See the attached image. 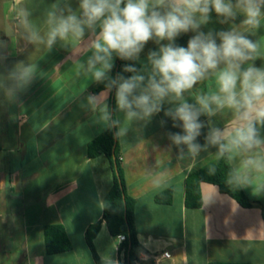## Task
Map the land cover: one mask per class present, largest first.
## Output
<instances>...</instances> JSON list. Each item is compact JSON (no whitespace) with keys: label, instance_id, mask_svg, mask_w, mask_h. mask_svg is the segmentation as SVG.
Listing matches in <instances>:
<instances>
[{"label":"crops","instance_id":"1","mask_svg":"<svg viewBox=\"0 0 264 264\" xmlns=\"http://www.w3.org/2000/svg\"><path fill=\"white\" fill-rule=\"evenodd\" d=\"M79 3L0 0V264H95L84 233L102 219V200L113 177L105 155L87 154L90 141L109 126V119H102V105L94 106L88 98L100 97L109 112L111 90L94 92L107 78L95 82L87 71L92 53L85 45L94 39L91 30L86 28L79 42L58 39L50 48L46 43L49 13L67 15L71 9L79 15ZM222 19L213 12L201 30L239 27L243 17L227 23ZM32 31L42 40H30ZM246 34L264 42V22ZM192 35L182 34L176 43L186 46ZM158 47L149 41L136 61H122L113 54L108 78L114 70L128 77L123 69L130 63L146 74L148 53ZM255 64L264 66V59ZM26 66L33 67L32 78L21 88L12 74ZM214 88L209 78L186 92L184 99L195 103L197 95ZM169 107L174 105L165 103L164 110ZM114 118L125 190L136 200L138 264H264V171L243 167L248 156L261 150L233 158L226 154L250 207L207 182L200 184L199 208L184 204L187 175L219 154L205 135L210 127L229 125L233 120L229 110L200 117L206 127L197 138L202 147L195 155L186 145L171 141L169 134H182V129L173 127L163 110L150 119L128 121L115 102ZM257 130L264 140V125H257ZM167 187L172 188L171 202H155L154 196ZM49 224L64 227L69 251L45 253L43 228ZM119 244L102 221L93 240L100 264H124ZM165 252L169 257L163 256Z\"/></svg>","mask_w":264,"mask_h":264},{"label":"clouds","instance_id":"2","mask_svg":"<svg viewBox=\"0 0 264 264\" xmlns=\"http://www.w3.org/2000/svg\"><path fill=\"white\" fill-rule=\"evenodd\" d=\"M213 12L223 18L221 23L242 16L241 25L216 32L201 30ZM23 16L27 24V13ZM262 22L264 0H80L79 15L71 9L67 15L49 13L46 43L50 48L58 39L79 42L85 29L91 30L94 39L85 47L92 53L87 71L93 80L107 78L108 88L115 87L116 106L128 121L150 119L163 110L172 126L182 129V134H169L171 141L186 145L193 155L201 150L197 138L206 127L200 117L229 110L233 120L224 128L210 127L206 143L229 158L261 150L248 156L243 167L264 171V140L257 130V125H264V66L255 64L264 59V42L246 34ZM189 32L193 35L187 45H178L177 38ZM29 39L42 40L34 31ZM149 41L159 47L148 53L146 74L129 64L123 71L131 75L108 78L113 54L122 61H136ZM32 73L33 67L26 66L12 75L22 88L30 83ZM209 78L214 80L213 91L197 95L195 103L184 99L186 92ZM88 100L102 105V119L107 121V104L94 95ZM165 103L174 107L164 110Z\"/></svg>","mask_w":264,"mask_h":264},{"label":"trees","instance_id":"3","mask_svg":"<svg viewBox=\"0 0 264 264\" xmlns=\"http://www.w3.org/2000/svg\"><path fill=\"white\" fill-rule=\"evenodd\" d=\"M130 64L137 68L135 63ZM116 74L117 72L114 70L109 78L115 79ZM102 88H108V79L103 81L94 92ZM110 90L108 129L90 141L87 145V154L90 158L99 155L106 156L112 171L113 181L102 200V219L87 226L84 238L95 264H100L93 246V240L100 230L102 221H104L108 232L112 236H124V240L118 246V252L123 254L124 264H138L137 254L139 243L136 237L133 219L136 200L130 197L125 190L114 118L115 87ZM202 182L216 185L221 193L229 195L243 207L251 206V202L246 197L226 154L224 156L216 155L213 159L192 170L187 175L185 178L184 200L187 208H199L201 206L200 184ZM171 199V187L161 190L154 196V201L162 204H169ZM43 236L45 253L47 255L59 254L71 249V244L65 229L60 224L45 225L43 228Z\"/></svg>","mask_w":264,"mask_h":264},{"label":"built area","instance_id":"4","mask_svg":"<svg viewBox=\"0 0 264 264\" xmlns=\"http://www.w3.org/2000/svg\"><path fill=\"white\" fill-rule=\"evenodd\" d=\"M118 240H119L120 242H122V241L124 240V236H123V235H119V236H118ZM163 256H164V257H169V254H168L167 252H165V253L163 254Z\"/></svg>","mask_w":264,"mask_h":264}]
</instances>
